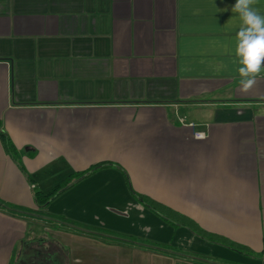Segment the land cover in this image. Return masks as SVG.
<instances>
[{
  "label": "crops",
  "instance_id": "obj_1",
  "mask_svg": "<svg viewBox=\"0 0 264 264\" xmlns=\"http://www.w3.org/2000/svg\"><path fill=\"white\" fill-rule=\"evenodd\" d=\"M235 3L0 0V131L18 152L0 138V203L15 209L0 206V264H264V70L242 94ZM254 7L264 16V0ZM101 162L115 166L36 205L35 191ZM122 171L135 192L255 254L172 226ZM57 216L171 252L66 231Z\"/></svg>",
  "mask_w": 264,
  "mask_h": 264
},
{
  "label": "trees",
  "instance_id": "obj_2",
  "mask_svg": "<svg viewBox=\"0 0 264 264\" xmlns=\"http://www.w3.org/2000/svg\"><path fill=\"white\" fill-rule=\"evenodd\" d=\"M0 138L2 140V143L4 145L6 152L12 155L14 158H16L18 152H17L16 147L10 140V138L7 137L3 131H0ZM111 166H115V165L108 163V162L96 163V164L91 165L84 171H77V172L68 174L62 183L55 185L47 192H43L39 190L35 191L34 200H35L36 205L39 208H44L48 206L54 199H56L59 195H61L66 190H68L71 186H73L79 180L91 175L97 170H100L106 167H111ZM122 173L124 175L127 189L129 193L134 197V199L138 203H140L143 207L147 208L152 213H154L155 215H157L164 221L168 222L172 226H175V227L181 226V225L186 226L198 236L203 237L212 242H218L228 247L231 250L237 251L241 254H247V255L255 254L249 247L236 243L234 241H231L218 234L208 232L204 230L203 228H201L199 224L193 219H191L190 217L174 211L170 207L152 199L151 197L147 195L135 192L129 183L127 174L124 171H122ZM0 206L3 208H7L11 211L15 210L14 207L8 204H5V203H0ZM55 220L66 231H70V232L77 233V234L88 235L96 239L102 240L104 242H112L116 244H127V245L135 244V245H138L140 247H143L149 250H155V251L163 252V253L171 252V247L168 244L150 241L147 239H140L133 235L118 233V232H115V231H112V230H109L103 227H99V226L88 225V224H85L79 221L66 218L64 216H57L55 217ZM262 252L264 253V251ZM198 257L201 260L203 259L207 260V257H203V256H198ZM56 262L57 260H53V258L49 255H46L45 261H43L44 264H56ZM59 262L60 264H62L61 262L63 261L60 260ZM214 262L216 263L215 260ZM221 264H228V263L223 262Z\"/></svg>",
  "mask_w": 264,
  "mask_h": 264
},
{
  "label": "clouds",
  "instance_id": "obj_3",
  "mask_svg": "<svg viewBox=\"0 0 264 264\" xmlns=\"http://www.w3.org/2000/svg\"><path fill=\"white\" fill-rule=\"evenodd\" d=\"M255 3L256 0H236L232 8L240 21L235 55L240 65L237 72L242 94L251 91L264 70V16L254 7Z\"/></svg>",
  "mask_w": 264,
  "mask_h": 264
},
{
  "label": "rangeland",
  "instance_id": "obj_4",
  "mask_svg": "<svg viewBox=\"0 0 264 264\" xmlns=\"http://www.w3.org/2000/svg\"><path fill=\"white\" fill-rule=\"evenodd\" d=\"M42 224V223H40ZM56 223L54 221L48 220L44 222V225H50V226H54ZM57 225V224H56ZM31 232L35 235H41V236H47L48 233L40 226H38L37 228H31ZM62 250L66 251L65 247L61 248ZM56 264H60L59 261L56 262Z\"/></svg>",
  "mask_w": 264,
  "mask_h": 264
},
{
  "label": "built area",
  "instance_id": "obj_5",
  "mask_svg": "<svg viewBox=\"0 0 264 264\" xmlns=\"http://www.w3.org/2000/svg\"><path fill=\"white\" fill-rule=\"evenodd\" d=\"M196 137H203L204 133L203 132H195Z\"/></svg>",
  "mask_w": 264,
  "mask_h": 264
}]
</instances>
